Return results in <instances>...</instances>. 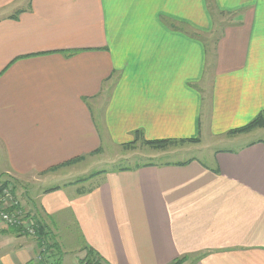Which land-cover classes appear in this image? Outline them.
I'll return each mask as SVG.
<instances>
[{
    "label": "crops",
    "instance_id": "obj_1",
    "mask_svg": "<svg viewBox=\"0 0 264 264\" xmlns=\"http://www.w3.org/2000/svg\"><path fill=\"white\" fill-rule=\"evenodd\" d=\"M222 13L231 25L211 39ZM262 112L264 0H0V185L25 181L29 218L61 264L90 251L106 264H264V129L228 137ZM139 131L196 143L203 132L223 144L263 137L208 162L74 182L48 174ZM69 226L80 251L61 240ZM39 248L0 227V264H34Z\"/></svg>",
    "mask_w": 264,
    "mask_h": 264
},
{
    "label": "rangeland",
    "instance_id": "obj_2",
    "mask_svg": "<svg viewBox=\"0 0 264 264\" xmlns=\"http://www.w3.org/2000/svg\"><path fill=\"white\" fill-rule=\"evenodd\" d=\"M225 14H218L217 16L214 15L215 22H222L225 21L222 25H220L219 30H216V33H213L210 38L218 40L221 35H224V32L228 27L231 25L230 19H223ZM217 45L211 46L210 44L207 47V68L212 69L215 66V62L217 60L218 51L216 49ZM105 96V95H104ZM229 135V134H228ZM242 135L236 136H228L233 138H238ZM261 132L254 134L248 138H241L238 142L233 144H223L217 140H212L209 136H205V132L202 134V138L200 139V143L195 144H185V145H178L174 147H170L165 151L155 150L150 146L142 144L141 141L135 142V137L133 143L123 146H113L109 144V142L104 139L102 149L100 152L88 156L85 160H81L77 162L75 165L67 167L64 170L57 169V170H50L48 174H54L51 176L54 177V181H78L80 179L85 178L91 174H95L101 171H108L114 170L121 167H135L136 165L152 163L154 165H159L165 162L170 163H178L184 162L186 160H191L194 158L201 159L203 162H208L206 156L210 154V152L225 149L228 147L236 148L246 142L256 141L262 138ZM264 138V137H263ZM2 162V159H0ZM59 171V173H58ZM76 172V173H75ZM1 174V173H0ZM0 175V179H1ZM50 176V177H51ZM52 179V178H50ZM25 181H21L15 188V195L20 199L21 208L28 217H31L29 213L28 206L25 200L23 199L24 194H22L23 189L26 187ZM2 185V184H1ZM0 185V186H1ZM29 184V186H32ZM28 186V187H29ZM53 186V185H51ZM30 188V187H29ZM27 190V189H26ZM26 196V194H25ZM24 196V198H25ZM23 202V204H22ZM31 204V203H28ZM28 211V213H27ZM29 237V236H28ZM61 240L63 244L70 249H81L82 246L81 238L76 231V228L73 226H69L61 231L60 234ZM80 251V250H79ZM74 255V254H73ZM180 262V261H179ZM179 262L177 264H179Z\"/></svg>",
    "mask_w": 264,
    "mask_h": 264
},
{
    "label": "trees",
    "instance_id": "obj_3",
    "mask_svg": "<svg viewBox=\"0 0 264 264\" xmlns=\"http://www.w3.org/2000/svg\"><path fill=\"white\" fill-rule=\"evenodd\" d=\"M260 129H264V112L260 113L256 118H254L250 123H248L246 126H243L239 129L233 130L230 133H228L231 136H236V135H244V134H249L252 133L256 130H260ZM134 137H135V142L141 141L142 144L147 145L152 147L155 150H160V151H165L166 149L170 148V147H174V146H178V145H185V144H190V143H196L198 142L197 140H146L143 137V134L139 131V132H135L134 133ZM131 145V144H130ZM127 147H130L129 145H127ZM84 160V158H80V159H74L73 161H70L68 163H64L63 165H61L58 168H64V167H68L71 165L76 164L77 162ZM189 164V162H185V163H179V166H184ZM52 170H56L52 169ZM3 188H10L13 190V192L15 193V188L11 186V184L9 182H5L2 183L0 189ZM34 221H36V219H34ZM46 236H48V233H46ZM50 237V236H48ZM49 244L47 245V250L45 253L46 259H48V261H51V264H61V256H58V248L56 246L55 243H53V238L50 237V239H48ZM44 256V258H45ZM58 256V257H57ZM46 259H45V264H46ZM81 264H106L105 261L98 257L96 255V253H94V251H90V253H88V255L85 257V259H83L81 261Z\"/></svg>",
    "mask_w": 264,
    "mask_h": 264
},
{
    "label": "built area",
    "instance_id": "obj_4",
    "mask_svg": "<svg viewBox=\"0 0 264 264\" xmlns=\"http://www.w3.org/2000/svg\"><path fill=\"white\" fill-rule=\"evenodd\" d=\"M0 227L18 230L36 239L40 245V252L34 264H45L44 256L48 243L41 235V227L23 212L20 199L10 188L0 189Z\"/></svg>",
    "mask_w": 264,
    "mask_h": 264
}]
</instances>
